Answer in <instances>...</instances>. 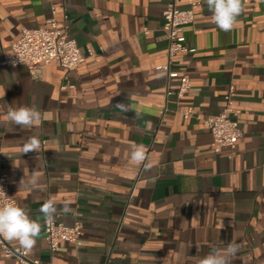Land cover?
<instances>
[{
    "label": "crops",
    "instance_id": "crops-1",
    "mask_svg": "<svg viewBox=\"0 0 264 264\" xmlns=\"http://www.w3.org/2000/svg\"><path fill=\"white\" fill-rule=\"evenodd\" d=\"M167 2L0 0V58L22 26L46 25L51 7L86 56L75 69L52 62L36 76L25 65L0 64V174L42 226L28 258L200 264L235 243L231 264H264V0H242L228 32L212 21L206 0L196 4L182 27L190 50L171 58L173 77L159 68L168 61ZM182 75L190 88L178 97ZM230 83L242 135L232 148L217 147L205 119L226 105ZM22 105L41 113L30 128L8 120V109ZM34 136L39 149L25 153ZM138 148L147 151L142 167L132 159ZM47 199L56 202L55 221L82 226L76 243L62 241L52 253L40 212ZM15 262L0 246V264Z\"/></svg>",
    "mask_w": 264,
    "mask_h": 264
},
{
    "label": "built area",
    "instance_id": "built-area-1",
    "mask_svg": "<svg viewBox=\"0 0 264 264\" xmlns=\"http://www.w3.org/2000/svg\"><path fill=\"white\" fill-rule=\"evenodd\" d=\"M179 2L180 0H168L163 10L164 26L168 39V61L160 65L159 68L166 72L167 77L177 76V73L170 69L171 58L178 53L190 50L184 43L185 39L182 34V27L193 22V7L199 4L201 0L191 2L187 8H182ZM55 12V8L51 7V14L44 26H22L19 36L11 44L10 53L0 58V64L6 66L25 65L33 76L39 75L43 67L52 62L62 66L66 70L77 68L86 59V56L81 53L75 39L68 35L67 26L57 23ZM143 32L149 33V29L144 27ZM87 54H94L90 47L87 49ZM66 86L73 87L72 84H66L62 87ZM189 88V78L185 75L180 76L176 95L182 97ZM235 90V85L230 83L225 95L226 105L223 106L217 115L205 119V123L213 137V142L217 147L227 146L232 148L242 135L241 128L235 119L237 112L229 104V101L235 95ZM171 93H173L172 90L168 89L166 91V95ZM184 115L188 116V113ZM142 151L145 159L139 162L141 167L147 156V151ZM9 203L18 205L16 199L10 194L7 175L2 173L0 174V206ZM43 231L44 238L52 253L62 241L76 243L82 234V226L78 221H75L71 225L55 221L54 219L51 223H46L44 218ZM8 241L0 237V246L5 256L14 255L16 257L15 264H41L38 259L28 258L27 250L23 249L19 244L11 246Z\"/></svg>",
    "mask_w": 264,
    "mask_h": 264
},
{
    "label": "clouds",
    "instance_id": "clouds-1",
    "mask_svg": "<svg viewBox=\"0 0 264 264\" xmlns=\"http://www.w3.org/2000/svg\"><path fill=\"white\" fill-rule=\"evenodd\" d=\"M208 10L212 13V21L222 31L228 32L233 29L237 17L243 12L242 0H206ZM8 120L20 127L30 128L41 119V113L35 106L22 105L8 109ZM40 147L38 137H30L24 145V151H37ZM132 159L142 162L145 159L142 149L132 153ZM36 181L33 180V184ZM57 211L56 202L47 199L43 202L40 212L46 223H51ZM63 211H71L70 203H65ZM39 219H32L29 213L15 203L0 206V237L10 241H17L26 250H30L37 241L41 232ZM238 251L235 243H228L224 248H215L200 260V264H231V258Z\"/></svg>",
    "mask_w": 264,
    "mask_h": 264
}]
</instances>
